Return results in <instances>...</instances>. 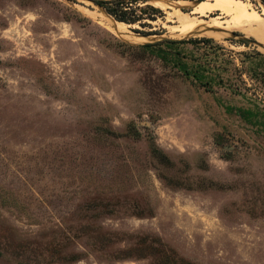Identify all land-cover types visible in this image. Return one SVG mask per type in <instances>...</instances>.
Masks as SVG:
<instances>
[{
  "label": "rangeland",
  "instance_id": "1",
  "mask_svg": "<svg viewBox=\"0 0 264 264\" xmlns=\"http://www.w3.org/2000/svg\"><path fill=\"white\" fill-rule=\"evenodd\" d=\"M157 8L0 0V264H264V51Z\"/></svg>",
  "mask_w": 264,
  "mask_h": 264
},
{
  "label": "bare ground",
  "instance_id": "2",
  "mask_svg": "<svg viewBox=\"0 0 264 264\" xmlns=\"http://www.w3.org/2000/svg\"><path fill=\"white\" fill-rule=\"evenodd\" d=\"M149 1L162 8L166 12L167 18L176 23L171 31L175 35H208L219 38L228 35L223 30L236 29L253 33L260 48L264 51V17L253 7L251 0H201L190 3L189 10L182 9V5H184L182 1L175 3L167 0ZM222 16H227L228 19L220 21ZM203 17L208 20L202 19ZM119 24H123V22Z\"/></svg>",
  "mask_w": 264,
  "mask_h": 264
},
{
  "label": "trees",
  "instance_id": "3",
  "mask_svg": "<svg viewBox=\"0 0 264 264\" xmlns=\"http://www.w3.org/2000/svg\"><path fill=\"white\" fill-rule=\"evenodd\" d=\"M103 9L107 14H109L112 18L119 22L134 24L139 23L141 25H145L146 23L143 21L145 18L153 19L154 15L161 10L153 5L144 4L145 0H89ZM143 5H139V3ZM138 31V30H137ZM143 35L152 34L155 32H147V31H139ZM203 41H208L210 39L205 38L202 39ZM184 42L182 40H173V39H166L163 41H158L155 43H146L144 44L146 47H157V54L165 59L171 60L172 49L170 46L166 48L160 47L161 44L164 45H172L175 43ZM262 59L264 60V54H260ZM201 66V65H200ZM183 70L186 74L189 72L186 70V65H184ZM199 71L201 72L200 75L195 73V78L201 79L203 77V72L205 71L204 67ZM196 72V71H195ZM131 134V133H130ZM150 150L153 155L159 157V159L163 163H169L168 156L154 143L151 141L150 143ZM169 184H175V182L171 179H168ZM143 240V239H141Z\"/></svg>",
  "mask_w": 264,
  "mask_h": 264
},
{
  "label": "water",
  "instance_id": "4",
  "mask_svg": "<svg viewBox=\"0 0 264 264\" xmlns=\"http://www.w3.org/2000/svg\"><path fill=\"white\" fill-rule=\"evenodd\" d=\"M195 1H201V0H195ZM264 8V7H263ZM103 10V9H102ZM102 12H104L108 17H111L109 14H107L104 10L102 11ZM112 18V17H111ZM112 19H114V18H112ZM115 20V19H114ZM117 21V20H116ZM245 40H250L249 38H247V37H245L244 38ZM255 43H257V44H259V42L256 40V39H254L253 40Z\"/></svg>",
  "mask_w": 264,
  "mask_h": 264
}]
</instances>
